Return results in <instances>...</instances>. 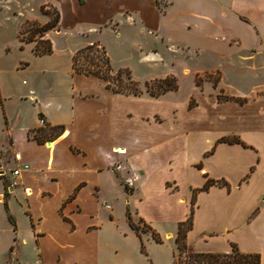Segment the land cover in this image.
<instances>
[{
  "label": "crops",
  "instance_id": "crops-1",
  "mask_svg": "<svg viewBox=\"0 0 264 264\" xmlns=\"http://www.w3.org/2000/svg\"><path fill=\"white\" fill-rule=\"evenodd\" d=\"M145 1L43 0L39 17H48L43 22H50L41 11L45 4L60 13L59 29L46 34L51 42L67 19L65 5L69 2L76 11L96 7L110 20L117 12L132 13L143 30L169 39L158 28V21L185 1L190 15L211 26L206 38L214 40L210 48L221 52L224 42L239 46L240 61L261 81L248 91L228 94L223 85L218 86L219 80L215 83L217 93L194 95L195 105L189 99L179 105L169 93L159 97L115 93L101 78L73 70L78 51L92 44L105 48L93 27L92 34H85L88 40L84 47L64 50L66 64H41L33 71L31 84L24 81L15 86L0 77V211H5L13 233L8 245L13 264L18 263L19 251L27 240L33 243L39 264L45 263L43 247L47 243L84 249L98 239L105 225L118 227L116 203L124 204L127 196L122 221L125 227L131 229L126 219L129 206L138 220L161 235L158 224L172 230L174 224L189 217L193 192L203 188L208 179L224 181L228 186L215 185L197 194L188 244L196 252L210 253H230L235 244L243 253H259L264 264V0H160V6L156 0ZM227 18L239 31L235 36L217 37L216 29H224L217 20ZM19 41L20 50H26ZM181 44L202 50L199 45ZM29 46L34 58L23 61L25 71L56 53L53 49L50 55L36 56L34 46ZM150 52H144L142 59L152 61ZM21 64L17 72L24 71L19 68ZM209 71L221 73L223 82L221 67ZM219 95L246 102L220 101ZM28 105L33 109L31 119L22 111ZM55 127H63L59 136L52 135ZM41 130L44 143L35 139ZM225 137H236L242 144L220 142ZM212 166L220 171H213ZM229 168L236 171V185L228 175ZM17 169L20 173L15 175ZM181 173L186 176L184 183ZM190 173H199V184H189ZM130 179L133 194H128L121 183ZM5 181L10 183L7 188ZM13 183L17 186L12 187ZM232 197L235 204L230 206ZM15 212H22L28 221L27 239ZM127 234L123 230L122 235ZM245 234L250 242L242 240ZM170 235L174 238L177 233ZM61 253H56L59 260ZM82 261L81 256L66 260V264Z\"/></svg>",
  "mask_w": 264,
  "mask_h": 264
},
{
  "label": "rangeland",
  "instance_id": "rangeland-1",
  "mask_svg": "<svg viewBox=\"0 0 264 264\" xmlns=\"http://www.w3.org/2000/svg\"><path fill=\"white\" fill-rule=\"evenodd\" d=\"M42 1L0 0V77L15 86L23 84L24 81L31 84L35 75L33 71L42 66L41 64H58L60 66L66 64L68 55L64 50H76L84 47L85 42L88 40L85 34L88 32L92 34V27L95 29L94 31L98 32L96 36L99 37L106 51H108L115 69L113 75L116 76L120 69H129L134 78L139 81L138 89L141 95L144 96H150L151 91H158L156 88H147L145 85L147 81L151 86L155 81L165 79L169 75L175 77L178 88L167 93H169L170 99L177 100L180 103L179 105H182L187 99L192 105H195V94L217 93L215 83L217 84L219 80L218 86L223 85L229 92L228 94L236 93L238 90L248 91L261 81L255 73L249 71L245 64L240 61L239 53H241V50L239 46L235 44L228 45L224 42L221 52L210 48V44L214 40L206 38L207 34L212 31L210 30L211 26L206 21H201L190 15L188 12L191 9L185 1L171 8L168 16L160 17L158 28L163 30L169 37V39H166L164 36L159 35L162 40L153 35V32L151 33L139 27L137 19L132 13L117 12L113 20H110L96 7L76 11L69 2L65 5L69 12L60 34L57 36L52 35L54 40L52 41L54 44L53 49L56 50L54 57L35 62L31 66V71H25L24 68L27 64L23 61L33 60L34 55L31 46L27 47L29 43H23V48L27 49L20 50L19 39H26L31 27L46 24L43 21H46L48 17H44V19L39 17V6ZM147 2L149 4V0ZM229 10L227 8V11ZM216 11L213 13L216 14ZM108 14L110 15V13ZM41 15L43 14L41 13ZM102 21L103 24H100ZM217 21L219 25L224 27L222 32H219L220 27L216 29V32H218L216 33L217 37L235 36L239 31L237 24L228 18L226 21ZM190 26L191 28H189ZM181 43L199 45L202 50L192 49L190 46ZM31 45L34 46V44ZM149 50L152 51L150 52L153 56L152 61L142 59L143 53ZM97 55L99 54L96 52L89 54L92 58ZM20 64L19 68H23L24 71L17 72V65ZM215 67H221L224 72L222 83L221 73L209 71ZM123 79L125 80L124 77ZM22 111L26 119H31L33 115L31 106L24 108ZM211 169L215 172L220 171L214 166ZM114 170L116 169L114 168ZM228 171V175L233 179V184L236 185L235 169L229 168ZM183 179L186 180V176L181 173L182 183L185 182ZM188 180L191 182H188L189 184L197 185L200 183L201 177L199 173H190ZM121 183L124 187L126 185L130 188L125 181ZM8 186H10V183L5 181V188ZM234 199L236 198L232 197L228 201L230 206L235 204ZM127 200L128 196L123 202L126 203ZM125 203L117 202L115 207L119 222L118 227L120 225V228L105 225L98 239H95L93 243L82 250L79 247H74L75 249L69 246L63 248L47 243L43 247L46 254L44 264H66V260L81 256L83 261L80 264H174L177 258L175 244L177 236L172 238L170 233L173 232L176 235L178 225L174 224L171 230L158 224L163 231L159 235L162 242L157 243L150 232L155 231L153 227L144 221L138 220L135 212L127 206L126 210L127 208L130 210L133 222L141 230V241L122 222ZM15 213L22 229V236L27 239L28 221L22 212ZM5 217V211H0V264H13L8 251L13 233ZM123 230H127L128 234L126 236L122 235ZM242 240L250 242L246 234L242 236ZM142 243L145 251L142 250ZM57 251L62 252L61 260L56 257ZM37 259L33 243L27 240L25 246L19 251L17 264H39Z\"/></svg>",
  "mask_w": 264,
  "mask_h": 264
},
{
  "label": "trees",
  "instance_id": "trees-1",
  "mask_svg": "<svg viewBox=\"0 0 264 264\" xmlns=\"http://www.w3.org/2000/svg\"><path fill=\"white\" fill-rule=\"evenodd\" d=\"M157 6H160V0H156ZM43 14L50 17V22L39 27H31L28 31V37L26 39L21 38L22 43L34 44V53L36 56H45L53 53V44L49 39H45L46 33L52 30L59 29L60 13L59 11L48 4L41 6ZM98 53L95 58L89 56L90 53ZM73 70L77 74L94 75L101 78L106 82L107 88L112 89L115 93H122L127 95H141L138 89L139 83L135 81L129 70H119L117 75H113V67L111 60L107 54L106 49L99 44L89 45L80 51L73 58ZM125 78V80L123 79ZM147 88H156L158 91H151L149 94L153 97H159L167 93L168 91L177 90L176 79L174 77H167L163 80L156 81L155 83L145 84ZM150 88V89H151ZM220 101L234 100L240 104L246 102L245 99H238L219 95ZM63 132V127L52 128V135L59 136ZM41 135L35 136V139L39 143H44L45 139L42 138L44 130L39 131ZM229 144H242V142L236 137H225L220 140ZM228 186L224 181L217 182L208 179L203 188L194 190L192 198V206L189 217L178 224V233L175 240L176 244V261L174 264H262L261 255L259 253H243L239 250L237 245L232 246L230 253H210V252H196L187 242V235L193 229L194 214L196 205V196L199 192L209 191L212 186ZM125 190L129 194H133V190L125 185ZM259 212V208L255 210L252 216L249 218L252 220ZM127 220L131 229L135 232L137 237L142 241L141 230L133 220L130 210L127 208ZM9 221L16 227L15 219L9 215ZM143 221V220H141ZM153 239L157 243H161L162 240L155 231H150ZM142 250L144 246L142 243Z\"/></svg>",
  "mask_w": 264,
  "mask_h": 264
},
{
  "label": "built area",
  "instance_id": "built-area-1",
  "mask_svg": "<svg viewBox=\"0 0 264 264\" xmlns=\"http://www.w3.org/2000/svg\"><path fill=\"white\" fill-rule=\"evenodd\" d=\"M41 125H45V121L44 120H41ZM26 168H28V166H26ZM120 167H117V169H119ZM20 173V169H17V170H14V174L15 175H18ZM128 185H130V186H133V183H132V180L130 179V180H128ZM15 186H17V184L16 183H13L12 184V187H15ZM108 208H110V207H108Z\"/></svg>",
  "mask_w": 264,
  "mask_h": 264
}]
</instances>
